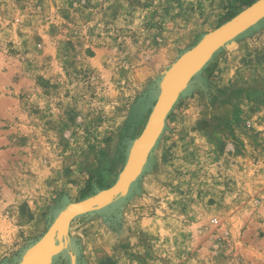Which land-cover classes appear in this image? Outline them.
<instances>
[{
	"label": "rangeland",
	"instance_id": "374dc122",
	"mask_svg": "<svg viewBox=\"0 0 264 264\" xmlns=\"http://www.w3.org/2000/svg\"><path fill=\"white\" fill-rule=\"evenodd\" d=\"M248 6L0 0V264L116 183L165 71ZM234 40L191 78L128 193L74 217L49 264H264V18Z\"/></svg>",
	"mask_w": 264,
	"mask_h": 264
},
{
	"label": "water",
	"instance_id": "95a60500",
	"mask_svg": "<svg viewBox=\"0 0 264 264\" xmlns=\"http://www.w3.org/2000/svg\"><path fill=\"white\" fill-rule=\"evenodd\" d=\"M262 18H264V0H256L253 4L223 23L220 27L205 34L196 46L178 58L176 62H174L172 66L165 71L159 84V96L157 103L153 108L141 136L134 143L130 151L127 164L122 173L119 175L116 183L108 189L101 190L93 196L79 202L70 203L67 207H65V209L58 215L47 235L35 247L28 250L20 264H38L36 259L39 255L43 256L45 254L46 257L48 253L51 254L58 249V247H56V249H50L51 244L55 237L60 241L63 237H67L69 223L74 217L93 210L104 208L128 193L132 183L141 174L145 166L147 156L162 131L169 111L172 109L181 93L189 87L191 78L201 71L217 50L223 46L231 47L235 43L234 39L238 35L251 26L257 24ZM242 20H245L246 22H241ZM167 98L168 101L166 106L161 110L160 115H157L159 107L163 101L167 100ZM148 128L150 131L148 138L146 139V135L144 134ZM129 170L130 172L128 173ZM123 181L125 184L118 187L117 185ZM116 186L118 188L113 190L112 193L107 192L116 188ZM104 192L107 193L101 197L100 201L98 200L97 202L90 204L88 207L85 206L84 208H77L79 204L84 203L89 199L98 197ZM71 210L73 211L70 212ZM45 260L48 261L47 264H49V260L46 258Z\"/></svg>",
	"mask_w": 264,
	"mask_h": 264
},
{
	"label": "bare ground",
	"instance_id": "6f19581e",
	"mask_svg": "<svg viewBox=\"0 0 264 264\" xmlns=\"http://www.w3.org/2000/svg\"><path fill=\"white\" fill-rule=\"evenodd\" d=\"M240 13V12H239ZM242 19V18H241ZM241 22H246L245 20H242ZM220 50V49H219ZM219 50H217V51H219ZM189 51V50H188ZM184 55V54H183ZM182 55V56H183ZM204 69V68H203ZM200 73V72H199ZM198 74V73H197ZM196 76V75H195ZM158 88V87H157ZM185 94V93H184ZM167 101H168V98H167V100L166 101H163V103L161 104V106L159 107V110L157 111V115H160V113H161V110L166 106V103H167ZM163 129V128H162ZM149 128L147 129V131H146V133L144 134V135H146V139L148 138V135H149ZM147 141V140H146ZM133 145V144H132ZM129 152V151H128ZM147 161V160H146ZM146 166V165H145ZM130 172V170L128 171V173ZM125 179V178H124ZM122 184H125V182L123 181V182H121L120 184H118L117 186L118 187H120ZM116 186V188H113L112 190H109V191H107L108 193H112L113 192V190H115V189H117L118 187ZM133 186V185H132ZM131 186V187H132ZM107 192H104L102 195H100V196H98V197H95V198H92V199H89V200H87V201H85L84 203H81V204H79L78 205V207L77 208H80V207H82V208H84L85 206H89L90 204H92V203H95V202H97L98 200L100 201L101 200V197H103L104 195H105V193H107ZM107 195V194H106ZM118 200V199H117ZM69 205V204H68ZM67 207V206H66ZM75 210V209H74ZM73 210H71L70 212H72ZM96 211V210H95ZM93 212V211H92ZM68 214V213H67ZM65 216V215H64ZM58 217V216H57ZM57 217L55 218V219H57ZM74 220V219H73ZM54 224V223H53ZM70 225V224H69ZM52 226V225H51ZM50 229H51V227H50ZM58 239V238H57ZM64 240V239H63ZM64 242V245H65V241H63ZM53 243V242H52ZM61 243V242H60ZM62 245V244H61ZM60 245V246H61ZM52 244H51V247H50V249H52ZM32 247V246H31ZM30 247V248H31ZM57 247V246H56ZM62 247H63V245H62ZM61 247V248H62ZM55 248V247H54ZM56 249V248H55ZM64 249V248H63ZM60 250V249H59ZM47 251H49V250H47ZM46 252V251H45ZM26 253V252H25ZM59 253H61V252H59L58 251V254ZM49 254V253H48ZM53 255H55V254H53ZM52 255V256H53ZM72 256V255H71ZM47 257V256H46ZM45 254L42 256V255H39L38 256V258L36 259V261L38 262V264H47L48 263V261H46L45 260ZM53 259V258H52ZM71 260H72V258H71ZM75 260V259H74ZM51 261V260H50Z\"/></svg>",
	"mask_w": 264,
	"mask_h": 264
},
{
	"label": "trees",
	"instance_id": "16d2710c",
	"mask_svg": "<svg viewBox=\"0 0 264 264\" xmlns=\"http://www.w3.org/2000/svg\"><path fill=\"white\" fill-rule=\"evenodd\" d=\"M238 2H241L243 6H248V5H251L255 0H237ZM234 14H231L229 16H227L223 22L227 21L228 19H230L231 17H233ZM210 70V69H208Z\"/></svg>",
	"mask_w": 264,
	"mask_h": 264
}]
</instances>
